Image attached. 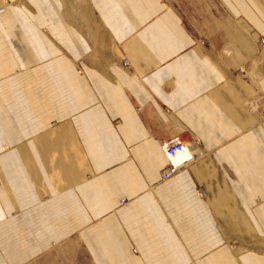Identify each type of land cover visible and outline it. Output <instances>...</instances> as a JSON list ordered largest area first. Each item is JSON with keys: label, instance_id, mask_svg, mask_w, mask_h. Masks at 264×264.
<instances>
[{"label": "crops", "instance_id": "obj_1", "mask_svg": "<svg viewBox=\"0 0 264 264\" xmlns=\"http://www.w3.org/2000/svg\"><path fill=\"white\" fill-rule=\"evenodd\" d=\"M259 39L264 0H0V264H264Z\"/></svg>", "mask_w": 264, "mask_h": 264}, {"label": "built area", "instance_id": "obj_2", "mask_svg": "<svg viewBox=\"0 0 264 264\" xmlns=\"http://www.w3.org/2000/svg\"><path fill=\"white\" fill-rule=\"evenodd\" d=\"M259 45L264 46V40L259 39ZM123 65L127 66V62L123 60ZM160 149L165 157L166 164L160 171L159 181H167L174 177L180 170L187 167L193 160L199 158L201 153L191 150L190 145L182 140L178 135L170 137L159 142ZM187 150H191V156L184 157ZM121 203H124L121 201Z\"/></svg>", "mask_w": 264, "mask_h": 264}, {"label": "rangeland", "instance_id": "obj_3", "mask_svg": "<svg viewBox=\"0 0 264 264\" xmlns=\"http://www.w3.org/2000/svg\"><path fill=\"white\" fill-rule=\"evenodd\" d=\"M199 151V150H198ZM199 153H201V156L200 157H202L203 156V152L202 151H199ZM199 157V158H200ZM198 159V158H197ZM198 194L202 197L203 196V193H202V191L201 190H198Z\"/></svg>", "mask_w": 264, "mask_h": 264}, {"label": "bare ground", "instance_id": "obj_4", "mask_svg": "<svg viewBox=\"0 0 264 264\" xmlns=\"http://www.w3.org/2000/svg\"><path fill=\"white\" fill-rule=\"evenodd\" d=\"M192 154V151L191 150H187L186 154L184 155V157H188V156H191Z\"/></svg>", "mask_w": 264, "mask_h": 264}]
</instances>
